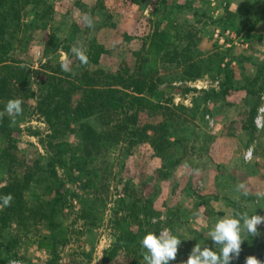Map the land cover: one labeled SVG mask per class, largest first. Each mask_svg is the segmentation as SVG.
Returning <instances> with one entry per match:
<instances>
[{
    "label": "rangeland",
    "instance_id": "374dc122",
    "mask_svg": "<svg viewBox=\"0 0 264 264\" xmlns=\"http://www.w3.org/2000/svg\"><path fill=\"white\" fill-rule=\"evenodd\" d=\"M46 1L53 12L42 29L32 31L24 56L37 72H53L61 79L86 69L132 72L133 53L142 47L138 38L173 24L185 36L191 34V52L180 56V67L158 76L165 109L138 114L140 125L154 128L148 130L149 139H161L159 155L147 140L133 147L117 144L86 167L65 169L57 161L50 166L49 135L70 142L71 155L83 153L86 139L79 132L52 127L45 115L48 106L41 110L37 98L39 80L45 77L33 81L35 97L27 100L14 122L11 118L10 141L16 151L4 154L8 143L0 133V189L12 177L24 176L22 163L11 162L16 152L29 163V177L43 180V191L52 186L45 199L61 201L56 213L49 207L38 210L30 226L19 225L16 218L9 221L0 230L1 258L21 257L33 264H144L143 237L167 228L182 241L170 264H184L198 243L219 252L206 235L218 219L243 212L264 216V0ZM32 8L26 23L34 20ZM85 14L92 17V27L84 22ZM47 44L49 56L44 55ZM92 44L103 45L109 53L98 65L82 64L71 49L81 48L87 55ZM67 45L69 56L62 51ZM189 58L202 62L194 67L186 62ZM69 60L71 71L65 72L59 64ZM79 115L73 126L84 122L109 133L108 114L83 120ZM250 147L253 153L246 161ZM71 155L64 159L69 161ZM93 169L101 176L99 189L86 188ZM241 183L247 196L238 189ZM4 208L0 206V217ZM124 219L138 235L134 242L120 238ZM62 227L66 230L60 234ZM258 232L242 233L240 256L231 264H245L248 256L264 264V224Z\"/></svg>",
    "mask_w": 264,
    "mask_h": 264
},
{
    "label": "trees",
    "instance_id": "16d2710c",
    "mask_svg": "<svg viewBox=\"0 0 264 264\" xmlns=\"http://www.w3.org/2000/svg\"><path fill=\"white\" fill-rule=\"evenodd\" d=\"M29 7H33L34 20L26 23L25 15ZM52 12V7L46 0H0V111L4 110L9 100L16 98L21 99L22 108L25 107L27 100L36 94L31 87L33 81L43 75L45 79L39 80V108L44 111L48 106L45 115L50 118L52 127L62 126L66 132H79L86 139L83 153L71 155L70 142L65 139L54 141V135H49V147L53 150L50 166L53 161H57L65 169L76 165L86 167L95 163L102 152L110 151L117 144L133 147L147 140L159 155L162 151L159 142L161 139L158 135L152 140L149 139L148 130L154 128L146 124L140 125L138 114L142 110L159 112L165 109L166 94L159 87L158 76L162 72L180 67V56L191 52V46L187 45L191 34L185 36L182 28L173 24L156 30L145 38H138L142 40V47L133 53L135 68L132 72L119 69L115 73H109L104 69H86L61 79L53 72H37L24 60L33 41L32 31L42 29L43 22ZM258 20L252 22L251 30ZM126 38L135 39L131 36ZM183 42L186 44L182 45ZM51 51V46L47 44L44 55L49 56ZM62 51L69 56L70 45L64 46ZM108 53L103 45L92 44L87 53L88 61L98 65L102 55ZM59 58V53L55 52L54 59L58 61ZM186 62L195 67L202 59L195 63L189 58ZM59 65L61 66V63ZM227 92L228 89L224 93ZM76 94L79 95L75 98ZM77 113L80 114V120L104 118L105 114H108L106 126L107 130H110L109 133H100L91 124L84 122L79 123L78 127L73 126L79 120L76 118ZM12 132L11 118L5 114L3 119H0V133L5 134L3 140L8 143L4 154L10 150L16 151L10 141ZM67 155L72 156L69 161L64 159ZM11 162H21L20 168L24 167L25 173L23 177H12L9 183L0 189V197L8 194L13 197L10 205L5 206L2 211L0 230L13 218H16L15 221L19 225L30 226L34 224L33 219L38 210L49 207L51 212H55L56 205L61 201L60 197L51 201L45 199L52 186L47 185L43 191V180L29 177L31 173L26 170L31 167L24 157L15 152ZM91 173L93 176L87 181L86 188L99 189L100 173L97 169H93ZM0 203L2 204V201ZM62 228L60 234L66 230ZM119 231L121 239L134 242L138 238L126 219L120 222ZM46 247L53 249V245ZM1 248L0 244V262H4L7 259L1 258Z\"/></svg>",
    "mask_w": 264,
    "mask_h": 264
},
{
    "label": "clouds",
    "instance_id": "9594fccd",
    "mask_svg": "<svg viewBox=\"0 0 264 264\" xmlns=\"http://www.w3.org/2000/svg\"><path fill=\"white\" fill-rule=\"evenodd\" d=\"M83 19L88 27L93 26L90 14H85ZM71 51L82 64L88 63V57L81 48L74 46ZM70 65L71 61H66L61 64V69L65 72L71 71ZM22 104L23 101L19 98L9 100L4 110L0 111V119L7 114L14 122L15 118L22 114ZM252 153L253 148L250 147L245 153L246 161L250 160ZM184 166L187 167L186 164ZM238 189L243 191V195H248L244 183L239 184ZM12 199L11 194L0 197L2 201L0 206H9ZM261 224H264V216L257 214L249 216L247 212L218 219L206 235L216 247L219 246V252L207 246L201 248L198 243L193 247L184 264H231L234 258L238 259L240 256L243 243L242 233L258 236L260 235L258 226ZM181 243L182 241L167 228L162 229L159 235L149 232L141 241L142 248L146 250L143 253L144 264H170V261L177 259ZM11 264H19V261H12ZM245 264H261V261L255 256H248Z\"/></svg>",
    "mask_w": 264,
    "mask_h": 264
},
{
    "label": "built area",
    "instance_id": "2783aa9c",
    "mask_svg": "<svg viewBox=\"0 0 264 264\" xmlns=\"http://www.w3.org/2000/svg\"><path fill=\"white\" fill-rule=\"evenodd\" d=\"M12 261H19V264H33V263H31V262H29L26 259L21 258V257L10 258L4 262H0V264H11Z\"/></svg>",
    "mask_w": 264,
    "mask_h": 264
}]
</instances>
